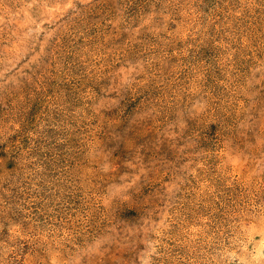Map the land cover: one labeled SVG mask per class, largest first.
<instances>
[{"label": "rangeland", "instance_id": "rangeland-1", "mask_svg": "<svg viewBox=\"0 0 264 264\" xmlns=\"http://www.w3.org/2000/svg\"><path fill=\"white\" fill-rule=\"evenodd\" d=\"M0 264H264V0H0Z\"/></svg>", "mask_w": 264, "mask_h": 264}]
</instances>
